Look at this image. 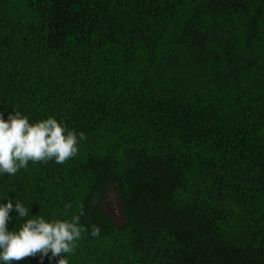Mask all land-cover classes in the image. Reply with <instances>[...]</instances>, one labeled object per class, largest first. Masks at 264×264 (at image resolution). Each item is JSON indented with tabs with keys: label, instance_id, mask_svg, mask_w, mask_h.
<instances>
[{
	"label": "trees",
	"instance_id": "16d2710c",
	"mask_svg": "<svg viewBox=\"0 0 264 264\" xmlns=\"http://www.w3.org/2000/svg\"><path fill=\"white\" fill-rule=\"evenodd\" d=\"M12 108L87 137L0 176L33 215L80 216L70 264H264V0H0Z\"/></svg>",
	"mask_w": 264,
	"mask_h": 264
},
{
	"label": "clouds",
	"instance_id": "9594fccd",
	"mask_svg": "<svg viewBox=\"0 0 264 264\" xmlns=\"http://www.w3.org/2000/svg\"><path fill=\"white\" fill-rule=\"evenodd\" d=\"M86 138L83 132L69 130L55 116L30 120L22 110L12 108L5 118L4 111H0V176H15L27 170L29 162L63 164L78 155L79 144ZM9 192L0 194V264H16L36 256L41 264L45 257L49 264H70L67 257L87 231L80 224V216L63 219L33 215L30 207L10 197ZM12 212L16 213L18 226L10 230ZM91 235L98 237L100 228L93 227Z\"/></svg>",
	"mask_w": 264,
	"mask_h": 264
},
{
	"label": "rangeland",
	"instance_id": "374dc122",
	"mask_svg": "<svg viewBox=\"0 0 264 264\" xmlns=\"http://www.w3.org/2000/svg\"><path fill=\"white\" fill-rule=\"evenodd\" d=\"M104 206L109 215L114 219L116 223H122L123 218L119 213L118 200L114 194H110L104 202Z\"/></svg>",
	"mask_w": 264,
	"mask_h": 264
}]
</instances>
